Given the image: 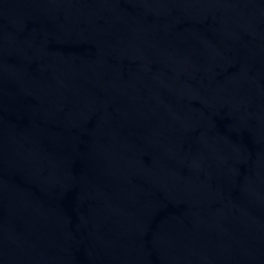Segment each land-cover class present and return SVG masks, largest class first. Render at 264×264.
I'll return each mask as SVG.
<instances>
[{"label": "water", "instance_id": "1", "mask_svg": "<svg viewBox=\"0 0 264 264\" xmlns=\"http://www.w3.org/2000/svg\"><path fill=\"white\" fill-rule=\"evenodd\" d=\"M0 264H264V0H0Z\"/></svg>", "mask_w": 264, "mask_h": 264}]
</instances>
